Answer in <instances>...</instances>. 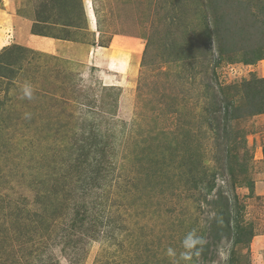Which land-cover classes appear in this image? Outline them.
I'll list each match as a JSON object with an SVG mask.
<instances>
[{
    "label": "rangeland",
    "instance_id": "1",
    "mask_svg": "<svg viewBox=\"0 0 264 264\" xmlns=\"http://www.w3.org/2000/svg\"><path fill=\"white\" fill-rule=\"evenodd\" d=\"M73 1L69 34L51 0L0 4L89 44ZM214 1L217 27L208 0H94L102 42L143 40L132 75L0 49V264H264V0Z\"/></svg>",
    "mask_w": 264,
    "mask_h": 264
},
{
    "label": "crops",
    "instance_id": "2",
    "mask_svg": "<svg viewBox=\"0 0 264 264\" xmlns=\"http://www.w3.org/2000/svg\"><path fill=\"white\" fill-rule=\"evenodd\" d=\"M94 0H85L86 16L89 19L93 35L89 44H81L57 36H42L32 33L34 21L17 14L14 9H7L0 4V49L17 45L28 50L60 56L68 61L84 65H92L96 69L119 75H132L136 72L137 63L144 50L143 40L121 34H111L105 42L101 38L104 32L95 28V15L92 8ZM103 25V23H101ZM76 27H67L72 33ZM77 64V63H75ZM264 72V66L260 67Z\"/></svg>",
    "mask_w": 264,
    "mask_h": 264
},
{
    "label": "trees",
    "instance_id": "3",
    "mask_svg": "<svg viewBox=\"0 0 264 264\" xmlns=\"http://www.w3.org/2000/svg\"><path fill=\"white\" fill-rule=\"evenodd\" d=\"M209 2H207L208 3V5H209V8H210V11H211V13H212V19H211V21H212V23H213V26L215 25L216 27H217V25L221 22L222 23V21H223V14H216L215 13V6H214V3H212V1H214V0H208ZM54 2H56V3H54ZM215 2V1H214ZM216 2H219V1H216ZM51 5H50V7H49V10L48 11H50V12H52V13H56L55 14V16L57 17L58 15H60L62 18H64V19H66V23L65 24H67V25H65V24H62V30H63V32H65L66 31V28L68 27H75V23H74V17H73V14L75 13V2L73 1V0H51ZM74 3V4H73ZM55 9V10H57L58 12H54V11H52L53 9ZM262 11H263V13H264V6L262 7ZM261 11V12H262ZM251 19H253V16H251ZM73 20V21H72ZM36 21H34L33 23H35ZM38 22V21H37ZM260 21H257L256 20V23H259ZM39 23H41V22H39ZM256 23H254V24H256ZM43 24V27H39V30H35V27L32 29V33L33 34H36V35H42V36H52L51 34H44V32H46V31H48V30H52V28H51V26H55V25H51L50 23H46V22H44V23H42ZM35 26V25H34ZM214 26V27H215ZM65 30V31H64ZM54 31H55V29H54ZM217 32V31H216ZM56 34V33H55ZM215 34V33H214ZM58 37V36H57ZM263 37H264V35H263ZM263 37H262V39H263ZM259 45V44H258ZM10 49H15L16 51H18V52H27L28 50L26 49V48H23V47H20V46H17V45H11V46H9V47H5V49H2V50H4L3 52L5 53V52H9L8 50H10ZM260 50V49H259ZM1 52V51H0ZM3 52H1L0 53V58H1V56H2V54H3ZM227 51H226V49H223L220 45H219V47H218V53H219V58L221 57V55H223V54H225ZM252 53H254V52H252ZM261 56L260 55H258V58H260ZM17 58H18V56H17ZM3 59V58H2ZM2 59H0V83H2V81L4 80V79H6L7 77V72L8 71H10V69H9V65L10 64H13L15 61H16V59L14 60V59H12L11 61L10 60H6V59H3V61H5L6 63H7V65L6 64H4V63H2L1 62V60ZM2 64H4V66H2ZM1 90V89H0ZM106 91V90H105ZM0 109H3V104H2V102H1V100H0ZM260 111L261 110H259L257 107H254V112L256 113V114H258V113H260ZM0 113H1V110H0ZM234 118H236V117H232V119H234Z\"/></svg>",
    "mask_w": 264,
    "mask_h": 264
},
{
    "label": "clouds",
    "instance_id": "4",
    "mask_svg": "<svg viewBox=\"0 0 264 264\" xmlns=\"http://www.w3.org/2000/svg\"><path fill=\"white\" fill-rule=\"evenodd\" d=\"M23 95L27 99H32L33 92L32 86L30 84H25L23 88ZM206 241L202 236L197 235L196 231H190L182 241L183 252L180 253V258L185 262H190L193 256H199L200 252ZM167 255L170 257H175L176 252L172 248L167 249ZM226 258V257H225ZM60 264H67V260L61 256Z\"/></svg>",
    "mask_w": 264,
    "mask_h": 264
}]
</instances>
